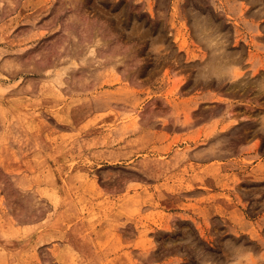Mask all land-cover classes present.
<instances>
[{"label":"rangeland","instance_id":"obj_1","mask_svg":"<svg viewBox=\"0 0 264 264\" xmlns=\"http://www.w3.org/2000/svg\"><path fill=\"white\" fill-rule=\"evenodd\" d=\"M0 264H264V0H0Z\"/></svg>","mask_w":264,"mask_h":264}]
</instances>
